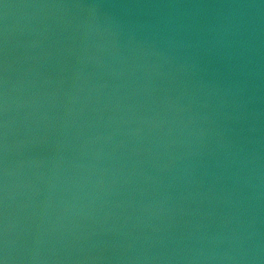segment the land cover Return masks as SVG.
<instances>
[{"label": "water", "instance_id": "water-1", "mask_svg": "<svg viewBox=\"0 0 264 264\" xmlns=\"http://www.w3.org/2000/svg\"><path fill=\"white\" fill-rule=\"evenodd\" d=\"M141 117L264 214V0H17Z\"/></svg>", "mask_w": 264, "mask_h": 264}]
</instances>
